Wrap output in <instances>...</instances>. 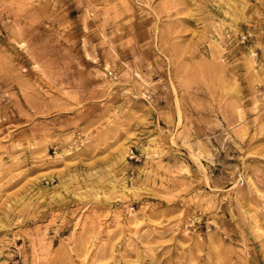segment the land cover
<instances>
[{
    "label": "rangeland",
    "instance_id": "1",
    "mask_svg": "<svg viewBox=\"0 0 264 264\" xmlns=\"http://www.w3.org/2000/svg\"><path fill=\"white\" fill-rule=\"evenodd\" d=\"M0 264H264V0H0Z\"/></svg>",
    "mask_w": 264,
    "mask_h": 264
}]
</instances>
